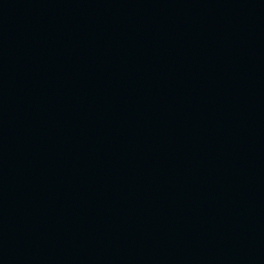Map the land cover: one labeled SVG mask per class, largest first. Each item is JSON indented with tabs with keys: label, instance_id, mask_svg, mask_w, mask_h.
Wrapping results in <instances>:
<instances>
[{
	"label": "water",
	"instance_id": "1",
	"mask_svg": "<svg viewBox=\"0 0 264 264\" xmlns=\"http://www.w3.org/2000/svg\"><path fill=\"white\" fill-rule=\"evenodd\" d=\"M0 264H264V0H0Z\"/></svg>",
	"mask_w": 264,
	"mask_h": 264
}]
</instances>
